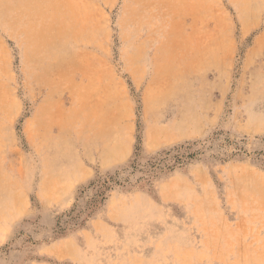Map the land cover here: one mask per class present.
Here are the masks:
<instances>
[{
    "label": "rangeland",
    "instance_id": "1",
    "mask_svg": "<svg viewBox=\"0 0 264 264\" xmlns=\"http://www.w3.org/2000/svg\"><path fill=\"white\" fill-rule=\"evenodd\" d=\"M263 33L264 0L0 6V264H264Z\"/></svg>",
    "mask_w": 264,
    "mask_h": 264
},
{
    "label": "bare ground",
    "instance_id": "2",
    "mask_svg": "<svg viewBox=\"0 0 264 264\" xmlns=\"http://www.w3.org/2000/svg\"><path fill=\"white\" fill-rule=\"evenodd\" d=\"M9 2L15 3L20 8L21 4L25 3V0H0V6L8 8Z\"/></svg>",
    "mask_w": 264,
    "mask_h": 264
},
{
    "label": "crops",
    "instance_id": "3",
    "mask_svg": "<svg viewBox=\"0 0 264 264\" xmlns=\"http://www.w3.org/2000/svg\"><path fill=\"white\" fill-rule=\"evenodd\" d=\"M263 37H264V33H263L260 37L257 38V47L260 46V40H261V38H263Z\"/></svg>",
    "mask_w": 264,
    "mask_h": 264
}]
</instances>
